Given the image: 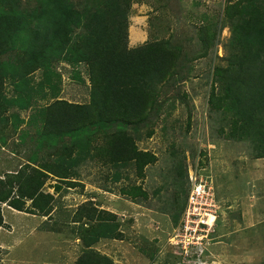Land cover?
Wrapping results in <instances>:
<instances>
[{"label": "rangeland", "instance_id": "1", "mask_svg": "<svg viewBox=\"0 0 264 264\" xmlns=\"http://www.w3.org/2000/svg\"><path fill=\"white\" fill-rule=\"evenodd\" d=\"M71 1L80 7L83 0ZM226 1L132 0L128 47L164 38L189 49V71L180 70L174 85L160 87L161 106L153 132L136 142L150 159L144 175L136 174L132 161L121 167L122 180L113 181L115 168L97 157L80 166L74 182L46 178L42 190L52 195L46 215L31 206V199H24V207L36 213L9 211L6 208L13 207L8 200L0 203L6 220L0 229V248L3 243L17 258L37 241L41 261L50 264H77L79 258L99 254L110 258L111 264H264V157H255L260 149L255 141L234 138L230 113L222 107L212 109L209 102L214 69L224 64L220 56L230 30H221L216 48L205 56H195L197 43L192 40L193 27L206 18L222 24ZM35 4L27 0L25 6ZM54 68L61 77L60 97L87 103L86 65L56 62ZM40 76L42 71L36 70L33 82ZM3 88L9 94L12 85L6 80ZM49 102L43 99L38 104ZM29 113L24 110L20 116L27 119ZM1 136L5 142L0 140V190H5L10 188L6 173L28 163L34 125H22L20 130L8 125ZM44 160L50 161L46 156L40 161ZM124 190L135 192L138 199L132 200ZM193 193L197 198L188 203ZM90 205L115 214L121 239L102 238L90 247L83 243L89 221L77 218L89 214ZM7 261L9 255L0 252V264Z\"/></svg>", "mask_w": 264, "mask_h": 264}, {"label": "trees", "instance_id": "2", "mask_svg": "<svg viewBox=\"0 0 264 264\" xmlns=\"http://www.w3.org/2000/svg\"><path fill=\"white\" fill-rule=\"evenodd\" d=\"M26 1L0 0V140L5 142L1 133L8 125L15 130L34 125V149L28 163L6 173L10 188L0 190V203L8 200L16 210L36 213L24 207V199H31V206L46 215L52 199L42 190L46 178L74 182L87 160L99 157L115 168L113 181L122 180L121 167L132 161L136 174L144 175L150 159L136 142L153 132L160 87L174 85L180 70L189 71V49L164 38L128 47L132 0H83L80 7L71 0H35L32 8ZM221 23L206 18L193 27L196 57L216 48L224 27L230 30L220 56L224 64L214 69L209 102L212 109L230 113L233 137L255 141L260 148L255 157H264V0H227ZM56 62L86 65L87 103L60 97ZM39 69L42 76L35 83L31 75ZM76 78L83 82L79 72ZM6 80L12 85L9 94L3 90ZM43 99L51 102L38 104ZM24 110L30 111L27 119L20 116ZM45 156L50 161H40ZM123 193L138 199L135 192ZM90 206L89 214L77 218L89 221L83 243L90 247L102 238L121 239L115 214ZM3 223L0 207V227ZM77 262L112 261L99 254Z\"/></svg>", "mask_w": 264, "mask_h": 264}, {"label": "crops", "instance_id": "3", "mask_svg": "<svg viewBox=\"0 0 264 264\" xmlns=\"http://www.w3.org/2000/svg\"><path fill=\"white\" fill-rule=\"evenodd\" d=\"M10 209L13 210V212L15 211V212L21 213V211H18L14 208L13 209L10 207L6 208V210L11 211ZM3 210H4V208L2 209V211ZM3 221H4V223L6 222L5 218L3 219ZM2 226L0 227V229L2 228ZM3 231H5V229ZM0 232H2V231H0ZM33 242H34L33 245H29L28 247L22 249L20 254H22L23 256H21V257L18 256L17 258H15V256L10 253V249L8 248V246H4V244L1 243V245H3V246H1V249L4 247L7 248V252H3V249L1 250L2 255L8 254L9 258H10V261H7L6 264H43L44 261H41L42 256L40 255V253L37 250V248L40 247L38 245L39 243L37 241H33ZM44 264H50V263H44Z\"/></svg>", "mask_w": 264, "mask_h": 264}, {"label": "built area", "instance_id": "4", "mask_svg": "<svg viewBox=\"0 0 264 264\" xmlns=\"http://www.w3.org/2000/svg\"><path fill=\"white\" fill-rule=\"evenodd\" d=\"M195 198H197V197L194 195V193L191 194V195L189 196V198H188V203H191V202L195 201V200H194ZM191 242H192V241H191ZM183 247H184V246H183Z\"/></svg>", "mask_w": 264, "mask_h": 264}]
</instances>
